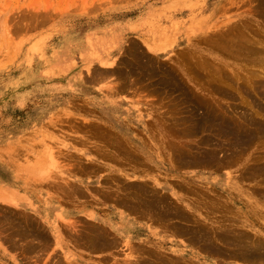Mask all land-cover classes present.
Listing matches in <instances>:
<instances>
[{
  "label": "rangeland",
  "instance_id": "rangeland-1",
  "mask_svg": "<svg viewBox=\"0 0 264 264\" xmlns=\"http://www.w3.org/2000/svg\"><path fill=\"white\" fill-rule=\"evenodd\" d=\"M0 163L141 223L0 206V264H264V0H0Z\"/></svg>",
  "mask_w": 264,
  "mask_h": 264
},
{
  "label": "crops",
  "instance_id": "crops-1",
  "mask_svg": "<svg viewBox=\"0 0 264 264\" xmlns=\"http://www.w3.org/2000/svg\"><path fill=\"white\" fill-rule=\"evenodd\" d=\"M14 168L19 169L17 166ZM11 175L0 163V206L11 209L14 213H35V215L43 218L52 231L57 213L70 217L90 210L101 221L107 223L116 232L122 233L123 236L141 231V223L134 221L128 214L124 215L122 212H118L112 207L110 201L104 200L106 202L98 206H90L88 203L74 204L69 201V198L62 197L55 190L48 189L46 191L43 188L42 190L34 188L31 175L17 174L16 170ZM74 175L71 180L81 186H92L96 184L95 180L99 178V174L96 172L81 170H76ZM90 217L93 218V216ZM124 238L127 239L125 236Z\"/></svg>",
  "mask_w": 264,
  "mask_h": 264
},
{
  "label": "bare ground",
  "instance_id": "bare-ground-1",
  "mask_svg": "<svg viewBox=\"0 0 264 264\" xmlns=\"http://www.w3.org/2000/svg\"><path fill=\"white\" fill-rule=\"evenodd\" d=\"M247 41V40H246ZM242 45V44H241ZM234 46V45H233ZM254 46V45H253ZM262 46V45H261ZM252 47V46H251ZM228 48V47H227ZM250 48V47H249ZM254 50V49H253ZM258 51V50H257ZM256 51V52H257ZM260 51V50H259ZM246 52V51H245ZM252 52V51H251ZM262 52V51H261ZM263 54V53H262ZM261 54V55H262ZM253 56V55H252ZM258 56H260V54L258 55ZM251 57V56H250ZM261 57V56H260ZM254 58V57H253ZM258 59V58H257ZM255 60H256V58H255ZM260 61V60H259ZM256 112V111H255ZM246 123V122H245ZM249 123V122H248ZM249 128V127H248ZM130 149V148H129ZM236 155V154H235ZM205 160V159H204ZM193 167V166H192ZM253 174V173H252ZM255 176V175H254ZM103 189V188H102ZM161 208V207H160ZM163 209V208H162ZM195 216V215H194ZM147 220V219H146ZM198 220V219H197ZM231 220V219H230ZM199 221V220H198ZM54 226V225H53ZM55 227V226H54ZM251 230V229H250ZM242 233V232H241ZM258 235V234H257ZM185 237V236H184ZM260 237V236H259ZM258 238V237H257ZM262 238V237H261ZM243 239H245V238H243ZM118 241V240H117ZM252 241V240H251ZM250 244V243H249ZM263 244V243H262ZM256 245V244H255ZM113 253V252H112Z\"/></svg>",
  "mask_w": 264,
  "mask_h": 264
}]
</instances>
